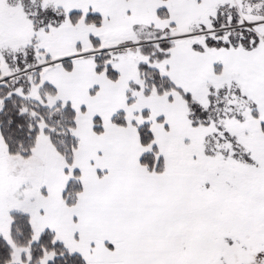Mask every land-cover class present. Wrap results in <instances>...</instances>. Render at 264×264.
I'll return each instance as SVG.
<instances>
[{
  "label": "snow or ice",
  "instance_id": "obj_1",
  "mask_svg": "<svg viewBox=\"0 0 264 264\" xmlns=\"http://www.w3.org/2000/svg\"><path fill=\"white\" fill-rule=\"evenodd\" d=\"M0 264H264V0H0Z\"/></svg>",
  "mask_w": 264,
  "mask_h": 264
}]
</instances>
